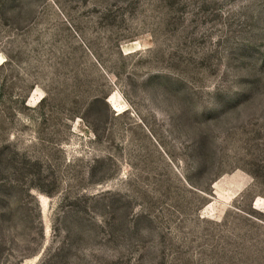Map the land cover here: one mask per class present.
Here are the masks:
<instances>
[{
	"label": "rangeland",
	"instance_id": "374dc122",
	"mask_svg": "<svg viewBox=\"0 0 264 264\" xmlns=\"http://www.w3.org/2000/svg\"><path fill=\"white\" fill-rule=\"evenodd\" d=\"M0 264H264V0H0Z\"/></svg>",
	"mask_w": 264,
	"mask_h": 264
}]
</instances>
